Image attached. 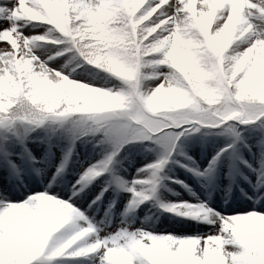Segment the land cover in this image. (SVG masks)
<instances>
[{
    "label": "rangeland",
    "instance_id": "374dc122",
    "mask_svg": "<svg viewBox=\"0 0 264 264\" xmlns=\"http://www.w3.org/2000/svg\"><path fill=\"white\" fill-rule=\"evenodd\" d=\"M145 1L105 0L102 3L101 0H96L97 7L90 10L83 9L85 20L88 24L94 23L93 14H103L100 12V8L104 7H110L113 11L118 8L130 18ZM148 1L151 7L149 12L152 13L149 19L153 22L163 21L157 31L169 37L164 45L168 51L170 46V50H172V44L177 37L185 38L187 24L196 23V19L203 18V13L212 11V0H195V19L193 18V11L187 7L189 0ZM29 2L30 0H23L16 6V0H0V3L5 5V8L0 9V12L5 17L12 16L11 20L0 19V28L3 27L16 41L14 44L12 40L2 38L5 31H0V76H7L12 62L24 56L23 52L27 50L24 46V37L29 38L28 47H31L37 55L44 54L41 46L54 48L47 43L51 42L50 39V41L31 39L37 35H43L45 29L52 28L53 25L32 21L24 22L22 19H17L18 15H13L14 6H16L15 13H23L25 7L30 8L28 7ZM48 2L49 0H42V3L47 4ZM249 2L250 0H239L237 18L233 25L234 37L241 39L243 43L239 45L230 44L226 51L228 54H234L233 50L237 47L241 50L251 47L252 50L247 59L244 60L237 72L248 69L250 74L260 79L256 67L264 61V35H261L264 33V20L260 19L258 9L251 10L249 18L253 23L245 19L242 12ZM253 2L259 3L260 0H253ZM216 4V10L213 12L212 22L209 25L210 36L215 35L217 24L222 25L226 21L232 8V0H216ZM13 25H15L14 30ZM57 29L61 30L59 27ZM196 30L199 31V29ZM61 31L63 33L68 32L67 30ZM18 33L23 35L18 36ZM201 39H204L203 34H201ZM66 53V50H59L60 56L48 61L49 65L58 67L65 63L69 59V55ZM28 59V57H23V61ZM32 63L33 65L36 64L35 61ZM75 64L76 62L72 61L69 66L74 67ZM17 68L21 74L27 70L24 62ZM33 70L38 71L39 69L34 68ZM188 75L193 76V73L190 72ZM71 78L76 77L71 76ZM76 79L98 86L121 84L118 78L108 73H105L104 80L86 75ZM161 79L163 77H154L149 82L154 86ZM23 81L25 83L20 79L16 85L20 91L24 92L27 81L26 79ZM9 83L12 84L13 81ZM259 88L260 86L256 89L257 92ZM147 90L151 91L150 88ZM7 97L4 90L0 88V102L5 105L4 108L0 109V112L8 110L9 100ZM191 98V96L180 92L164 97L158 103L167 104L168 107L157 108V113L165 119H175L171 114L180 112L185 106V102ZM201 106L204 108L212 107L203 100ZM190 107L194 111L200 110V107L195 105ZM113 110L119 111L118 109ZM222 115L220 114V118L215 123L201 121L195 116H190L177 123L160 124L148 129L145 134L133 137H127L126 132L119 126L112 128L105 124L95 126L93 130L104 131L107 141L113 142L114 147H108L107 153L97 151L92 161L89 162L81 160L79 154L75 153L77 147L71 154H66L67 150L61 154L60 150L54 149L50 144L53 127L58 125L62 128L64 124H68L71 117L65 121H45L44 124L37 126L22 119V116L6 114L5 122L0 123V195L4 189H7V187H3L5 183L14 186L10 187V190L24 189L8 196L4 194L0 196V201L7 199L13 202H22L31 195L46 192L52 195L53 199L57 197L72 204L73 208L77 209L79 213L82 212L83 215L73 217L64 228L60 229V233L71 234L81 227L88 226L89 223L96 226L95 232L86 234L85 238L82 237V241L77 242L81 246L83 241L92 242L96 238L103 241V237L115 234L120 230L121 214L126 206H130V203L136 204V207L131 209L134 211L128 216L129 219L134 220L131 228L127 230L128 232L147 231L153 234H174L177 237L206 235L210 232H216L221 225L219 217L216 223L211 222L213 212L229 216L246 214L253 210L264 213V116L244 123L239 120L225 121ZM194 124L199 129L198 131L193 129ZM184 128H188V130L186 131ZM224 135L226 137H223ZM126 137L141 141L142 148L134 156H125L119 153V148ZM11 141L20 147L19 151L5 150L4 146L6 145L4 144L11 143ZM226 142L228 144L224 149H218L215 146ZM165 156L167 159L162 171L158 173L155 191H152L150 184L144 185L150 193L149 199L136 201L132 199L133 193L128 188L119 187L122 182L131 183L137 179H150L152 170L146 166ZM214 157L216 160L212 164ZM10 160L15 163V167L9 163ZM62 160L65 162V168L59 167ZM98 162L103 165L104 172L97 177L91 176L85 183L73 188L80 174ZM210 165L212 167L209 172ZM193 169L197 171H193ZM38 170H41L39 174ZM198 171L208 174L201 176L198 175ZM103 175L104 177H102ZM6 178L7 180H5ZM1 181L5 183L2 184ZM105 185H108L107 191L99 200L92 203ZM200 187L205 194L203 196L198 193ZM77 188L80 191H77ZM179 202H186L195 206L203 205L211 210L208 213L209 219L205 220L203 214L201 216H184L180 214L181 210L174 212L161 206V204ZM110 204L113 206H109ZM104 216L111 218L109 224H97V221ZM238 217L241 218H230V221H225L224 227L232 231L239 230L246 234L249 228L248 221L253 218ZM255 219L258 223L255 226L253 243L254 246H264V217H256ZM27 233L28 223L25 224L22 221L16 234L10 236L20 262L25 251ZM55 235H59V233ZM182 243L190 248L198 242L186 240ZM4 244L5 241L0 238V247ZM99 246L102 247L103 242ZM223 247V242L217 243L215 240L209 239L202 264H224ZM87 250L88 246H85L83 251L77 249V252L83 255L87 253ZM259 260L260 257L256 261ZM0 264H9L2 252H0ZM32 264H100V262L97 253L78 257L66 254L49 258L46 250Z\"/></svg>",
    "mask_w": 264,
    "mask_h": 264
},
{
    "label": "clouds",
    "instance_id": "9594fccd",
    "mask_svg": "<svg viewBox=\"0 0 264 264\" xmlns=\"http://www.w3.org/2000/svg\"><path fill=\"white\" fill-rule=\"evenodd\" d=\"M101 2L103 3L105 0H101ZM194 4L195 0H189L187 7L193 11L195 19ZM238 5L239 0H232V8L226 21L222 25L217 24L215 35L210 36L209 25L217 7L216 0H212V11L203 13V18L196 19V23L187 24L185 38L177 37L171 51L164 48L169 37L157 31L163 21H151L149 19L152 15L151 12L140 15L138 20L131 21L129 27L125 14L118 11L114 16V19L120 24L118 28L108 26L106 23L109 19L108 16L94 13L93 20L96 24L94 31L100 32L97 39L105 42L104 49L106 51L101 50L99 46L88 51L78 50L58 67H51L48 63L54 57L60 56L58 50L54 51L51 47L41 46L44 54L37 55L31 47H28L29 38L24 37V46L27 50L23 52V55L29 59L24 61L27 70L22 72L21 79L22 82L25 79L27 81V89L24 91L27 102L18 105L16 111L23 113L22 119H30L37 126L44 124L45 121H65L71 117L65 128L69 139L66 154L73 152L76 139L87 136V133L101 122L109 128L119 126L126 132L127 137H133L145 134L148 129L160 124L177 123L190 116H195L201 121L215 123L220 118V114H223L222 118L225 121H244L255 114L257 109L254 100L256 98L260 101L258 110L264 114V82L261 83L258 92L250 85L247 78L239 80L235 85L234 92L228 87V85H232V77L236 76V72L240 70L252 50L251 47L243 50L237 47L233 50L234 54H228L226 51L230 44L243 43L241 39L233 35ZM13 15H18L24 22L45 19L34 8L27 7L24 8L23 13H13ZM24 16L29 19H23ZM144 21H147V24L142 23ZM51 23L52 21L48 22L49 25ZM14 29L15 25H13ZM52 31L49 29L48 33L37 35L31 39L34 41L51 39L54 43L59 42L60 37L52 34ZM201 34L204 39H201ZM17 35L22 36L23 34L18 33ZM2 38L16 43L7 31L4 32ZM181 44L184 47L177 49V45ZM152 53L157 55L153 56ZM73 60L77 62L74 67H70ZM181 60L185 63H181ZM33 61L36 62L35 65H33ZM16 63L19 65L20 61ZM81 64L95 66L118 78L121 84L98 86L81 79L71 78L72 73ZM161 66H167L168 70H162ZM34 68L39 70L34 71ZM233 68L235 70H232ZM188 70L192 71L194 80L193 76L188 75ZM84 71L88 72V69L85 68ZM154 77H163V79L153 86L149 81ZM185 78H187V83H185ZM166 80L170 82L168 87H165ZM148 88L151 89L150 92L147 90ZM186 88H190L191 91L185 92ZM177 92L192 98L185 102V106L180 112L171 114L175 119H165L157 113V108H167L168 105L158 103V101ZM202 100L212 107H202ZM8 103H12L11 99ZM192 105L200 107V110L194 111L190 107ZM4 107L5 105L0 102V109ZM107 109H118L119 111H107ZM195 126L196 124L193 125V129L198 131L199 129ZM166 159L167 156L146 166L152 170L150 179H137L131 183L122 182L119 187L128 188L133 193L132 199L136 201L149 199L150 193L144 185L150 184L152 191H155L158 173L162 171ZM59 167L65 168L63 160ZM40 171L38 170V174ZM103 172L104 168L100 162L88 167L80 174L73 188L76 185H81V181L85 180L89 173H94L92 177H97ZM107 188L108 185H105L92 203L99 200ZM77 191L80 189L77 188ZM54 203L62 206L65 201L55 197ZM161 206L174 212L181 210L180 214L184 216H201L203 214L205 220L209 219L208 213L211 211L204 206L190 205L186 202L161 204ZM34 207L39 211L28 221L26 246L21 264H28L29 260L41 255L49 240L53 245L63 242L64 247H68L81 240L86 234L96 231V226L90 223L88 227H82L78 232L60 233V229L68 223L67 217L61 213L60 209L47 204H34ZM68 207L73 208L70 203ZM135 207L134 203L125 207L121 214L120 230L116 233L122 230L126 232L131 228L134 220L129 219L128 216L134 211L131 209ZM80 214L83 215L82 212ZM233 218L240 219L241 217ZM110 219V217H101L97 224L108 225ZM217 219L218 216H212L211 222L216 223ZM233 231L237 233L242 242L248 244L249 247L254 246L253 240L244 233L239 230ZM57 233L59 235L54 236ZM109 236L111 235H107L105 238ZM209 239L215 240L217 243L229 242L220 236ZM93 241L88 250L95 249L103 242L98 238ZM83 243L87 244L88 242L83 241ZM109 251L123 255L119 249L114 248ZM49 252L57 254L56 250L52 248H49ZM254 264H264V253L261 254L258 262L254 261Z\"/></svg>",
    "mask_w": 264,
    "mask_h": 264
},
{
    "label": "snow or ice",
    "instance_id": "6c2138e0",
    "mask_svg": "<svg viewBox=\"0 0 264 264\" xmlns=\"http://www.w3.org/2000/svg\"><path fill=\"white\" fill-rule=\"evenodd\" d=\"M21 2H23V0H16V6ZM16 6L13 7V13H15ZM97 6L96 0H67V2H65V0H49L47 4L42 3V0H30L28 4V7L34 8L45 17L44 20L32 22L48 23L49 21H52L51 25L59 27L64 31L67 30L66 26L71 21H83L85 18V12L83 9L87 8L90 10ZM149 6L150 5L147 4V7L141 9L137 15L142 14ZM4 8V3H0V9ZM253 9H258L260 19L264 20V0H260L259 3H254L253 0H250L246 9L242 12L245 19L252 23L253 21L249 17L251 15V10ZM118 11L124 13L117 8L116 13ZM0 19L11 20L12 16L5 17L2 12H0ZM17 19H21V17H17ZM23 19L29 18L24 16ZM0 31H5V29L2 27L0 28ZM261 35H264V33H261ZM11 101L12 103L8 105V110L0 112V123L5 122L6 114L13 113L14 111L17 112V106L27 102V97L23 91H18L12 95ZM254 103L257 109L255 110V114L241 122L247 123L250 120L264 116V114L258 110L260 108V101L258 98L254 100ZM24 120H28L34 124L30 119ZM215 160L216 158L214 157L212 164L215 163ZM9 163L15 167L13 161L10 160ZM245 163H247V161H245ZM211 167L212 165L209 167V172L211 171ZM193 171L197 170L193 169ZM207 174L208 173L206 172L198 171V175L205 176ZM92 175H94V173H89L81 183H85ZM34 204H47L59 208L61 213L67 217L68 222L72 220L73 217L81 215L75 208L68 207L69 203L67 202L62 206L56 205L53 196L46 192L31 195L22 202H13L7 199L0 201V238L5 241V244L0 247V252H2L8 259L9 264H21L16 256V250L10 240V236L16 234L17 228L22 221L25 224L28 223L29 219L39 211L38 208L34 207ZM212 216H218L220 219L221 227H219L216 232H210L206 235L198 234L195 236L177 237L174 234H153L147 231L125 232L122 230L121 232L112 234L107 238L103 237L102 247L98 246L95 249L87 250V253L83 255L97 253L100 264H202L206 254V248L208 247L209 238L215 236H223L226 241H229L224 243L222 249L224 264H254V261L264 253V246L249 247L248 244L242 242L238 238L237 233L230 229H225L224 227L225 221H230V218L238 216L252 217L253 219L248 221V231L244 234L253 240L256 230L255 226L258 223L255 218L264 217V213L253 210L246 214H233L229 216L213 212ZM89 225L90 223L88 226ZM81 228L73 233L78 232ZM83 238L78 241H82ZM186 240H195L198 243H196L194 247L189 248L182 243ZM78 241L68 247H64L63 242L53 245L51 240H49L42 254L47 250L49 258L60 257L66 254L73 257L83 256L77 252V249H81L82 251L85 246H88L89 249L90 244L94 242H88L87 244L83 243L81 246L80 244H77ZM74 245L75 247H73ZM49 248L56 250L57 254H50ZM114 248L121 250L123 255L118 252L109 251ZM59 249L63 250L60 251ZM41 255L29 260L28 264H32V262Z\"/></svg>",
    "mask_w": 264,
    "mask_h": 264
},
{
    "label": "trees",
    "instance_id": "16d2710c",
    "mask_svg": "<svg viewBox=\"0 0 264 264\" xmlns=\"http://www.w3.org/2000/svg\"><path fill=\"white\" fill-rule=\"evenodd\" d=\"M147 7V6H146ZM148 11V9L146 11H144L142 14L140 15H144L146 12ZM100 12L103 13V15L109 16V19L106 21V23L108 24V26L110 28H118L120 27L119 22L114 19L115 13L111 12V10L109 8H100ZM106 13V14H105ZM139 15V16H140ZM71 27H72V33H73V37H74V41L76 43V46L78 48V50H84V51H88L91 50L93 47L95 46H99L101 48V50L106 51V49H104V43L105 42H101L98 41L97 37L100 35V32L94 31V29L96 28V24L92 23V24H88L87 21L85 20V18L83 19V21L80 20H74L71 21ZM48 29H45L44 34L48 33ZM52 34L59 36L57 33L52 31ZM60 37V36H59ZM64 47L65 49L68 50L69 57H71L72 53L75 52L72 49L71 46V42L69 39H66V41L64 42ZM184 47V45H177V49ZM58 47L54 48V50H57ZM171 49V47H170ZM169 49V51H171ZM179 55V52L177 53ZM151 55L155 56L157 54L152 53ZM23 57L21 56V59L19 60L20 63L23 65ZM77 62V61H75ZM181 63H185L183 60H181ZM87 68L88 72H85L84 69ZM162 70L167 71V66H161ZM232 70H235L234 68ZM256 71L258 72L260 79L254 77L252 74L249 73V70H243L242 72H236V76L232 77L233 83L232 85H230V90H232L233 92L236 90L235 89V85L239 82V80L241 79H245L247 78V80L249 81L250 85L256 90L258 89L259 86H261V83L264 82V61L261 62L259 64L258 67H256ZM192 72L191 70H188V73ZM106 72H103L101 69L96 68L95 66L92 65H84L83 67L80 68H76L75 72L72 73V77H81L83 75H86L88 77L91 78H95V79H103L104 80V76H105ZM229 75H231V72H229ZM9 76V77H7ZM7 76H0V85H1V89L4 90V94L6 93V95L8 96V100L11 99L12 95L18 91H20V89H18V85H16V83H18L17 80V73L16 70L14 69L13 65H11V68L8 72ZM194 80V77H193ZM10 81H13V83H9ZM23 83H25L23 81ZM169 81H165V87L169 86ZM185 83H187V78H185ZM25 85V84H24ZM27 89V87H26ZM189 88H186L184 91H189ZM10 115H14V116H22L23 113L20 112H13V113H9ZM67 127V124H64L62 126V128L57 129V133L54 134L53 137V141L54 143H56L58 145L59 148H64L67 145V140H68V134L65 131V128ZM102 136H100V134L97 133H87V136H82L80 137V141H79V147L81 149V152L84 154V156L91 158L92 153V144L96 143V141L98 142V144L100 145L102 142ZM96 145V144H95ZM141 146L139 145V142L136 141H128L126 142V145H124L122 147V154H128V155H134L136 154L139 150H140ZM104 149V148H103ZM89 150V151H88Z\"/></svg>",
    "mask_w": 264,
    "mask_h": 264
},
{
    "label": "bare ground",
    "instance_id": "6f19581e",
    "mask_svg": "<svg viewBox=\"0 0 264 264\" xmlns=\"http://www.w3.org/2000/svg\"><path fill=\"white\" fill-rule=\"evenodd\" d=\"M5 180H7V178L5 179ZM5 180H3V181H5ZM3 181H1V182H3ZM5 182H3L2 184H4ZM1 184V185H2ZM26 184H28V182H26ZM5 186H3V187H7V189H4V191H3V193L0 195V196H2V195H4V194H6L7 196L8 195H12L13 194V192H21V191H23V189L24 188H20L19 190H10V187H14L13 185H9V183H8V185L5 183L4 184ZM200 189V192H199V190H198V193H199V195H205L204 193H203V190H202V188L200 187L199 188ZM202 193V194H201Z\"/></svg>",
    "mask_w": 264,
    "mask_h": 264
},
{
    "label": "water",
    "instance_id": "95a60500",
    "mask_svg": "<svg viewBox=\"0 0 264 264\" xmlns=\"http://www.w3.org/2000/svg\"><path fill=\"white\" fill-rule=\"evenodd\" d=\"M107 111H112V110H107ZM101 123H103V122H101ZM101 123H98V124H101ZM98 124H97V125H98Z\"/></svg>",
    "mask_w": 264,
    "mask_h": 264
}]
</instances>
